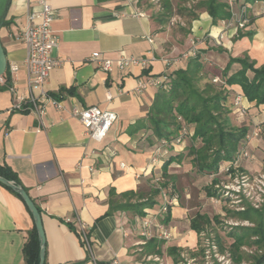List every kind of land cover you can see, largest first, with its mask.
I'll list each match as a JSON object with an SVG mask.
<instances>
[{
  "label": "crops",
  "instance_id": "0c3cea01",
  "mask_svg": "<svg viewBox=\"0 0 264 264\" xmlns=\"http://www.w3.org/2000/svg\"><path fill=\"white\" fill-rule=\"evenodd\" d=\"M39 1L12 0L6 25L0 31L7 70L19 66L16 92L9 91L5 81L0 82V167L15 174L41 210L46 264H156L162 257L173 264L166 254L168 248L196 252L199 236L190 226L202 213L192 216L195 208L183 204L172 208L171 221L165 226L172 238L163 240L160 257L143 254L147 240L141 236L140 226L144 218L128 211L111 213L113 192L120 195L157 189L159 179L163 180L164 163L170 155L184 152L187 143L185 140L171 151L159 143L151 146L144 130L129 133L149 114L158 90H140L138 85L185 69L192 53L216 73L217 82H222L230 58L248 56L256 68L264 66V2L251 5L245 0H228L233 15H239L247 5L253 19L242 29L253 36L237 38L234 21L214 24L206 12L192 22L190 34L184 36L170 26L162 31L152 19V11L140 7L138 0H46L58 13L52 31L59 37V47L52 56L60 64L51 71L45 90L59 98L62 108L58 110L49 102L41 121L33 113L14 110L16 96L29 95L24 67L28 50L19 33L29 13L40 10ZM121 52L137 59L148 57L150 64L144 69L114 68L105 73L92 61L95 53L116 60ZM238 69L235 64L231 72ZM232 90V115L241 116L237 126H247L248 135L258 126L262 129L260 138L248 141L250 158L240 162L242 173L256 178L264 172V105L250 103L238 86ZM33 93L39 96L37 90ZM238 96L242 103L236 107ZM93 106L117 116L102 142L90 139L72 115L75 107ZM189 133H193L191 129ZM192 169L186 161L173 163L168 174L177 179L180 171ZM160 197L158 205L148 212L158 211ZM33 228V218L23 201L0 185V264H25L23 247ZM183 255L188 261L195 260Z\"/></svg>",
  "mask_w": 264,
  "mask_h": 264
},
{
  "label": "trees",
  "instance_id": "16d2710c",
  "mask_svg": "<svg viewBox=\"0 0 264 264\" xmlns=\"http://www.w3.org/2000/svg\"><path fill=\"white\" fill-rule=\"evenodd\" d=\"M260 2L264 0H245V3L251 5ZM138 5L152 11V19L162 31L171 25L173 20H179L186 27L184 25L173 27L175 31L184 36L190 34L192 22L196 21L202 12L208 13L214 24L218 21L230 20L233 16L228 0H138ZM157 6L158 9H156ZM243 7L246 8V20L252 23L253 19L248 14L247 5ZM244 36L252 37L253 33L244 34L240 29L237 38ZM235 64L239 66V69L231 72ZM255 65V62L251 61L248 56L230 58L222 73V82H215L216 73L197 55L189 59L185 69L176 70L168 75V81L157 90L149 114L145 119L140 120L129 133L133 135L144 130L148 133L147 140L151 146L159 143L163 147L170 148L171 151L186 140L184 152L169 156L162 167L164 182L160 183L157 189H151L148 193L138 190L120 195L113 192L109 200L111 213L128 211L134 216L145 218L148 210H153L158 205L157 197L161 194V189H167L170 185L174 187L176 183V177L168 174L169 166L173 163L180 165L186 159L195 168L197 174L212 178L210 186L206 187L208 198L227 200L219 193V189H214V186L228 182L225 169L240 159L242 150L248 151L247 136L249 134L247 126L232 124L231 106L234 97L232 88L240 87L243 96L250 103L254 102L257 106L264 105V66L256 68ZM9 76L7 70L3 76L7 87L11 85ZM50 96L59 99L57 96ZM190 129L192 134L189 133ZM179 139L180 144L171 145ZM163 142H167L168 145L165 146ZM240 162L241 160L239 168ZM0 176L23 187L8 167H0ZM4 188L12 191L7 187ZM23 189L26 190L24 187ZM26 192L28 193L27 190ZM12 193L23 201L17 193L14 191ZM242 207L244 211H227L230 217L238 223L249 225L230 228L228 238L232 239V244L226 252L236 264L245 261L250 264H264V202L259 208H254L249 204H243ZM37 208L41 214L40 208ZM171 212L172 209L169 206L167 215L163 219L166 225L171 221ZM214 220L218 221V217ZM210 225H212V220L207 215L197 214L191 221L190 227L201 238ZM211 240L216 243L219 252L225 254L220 240L218 238ZM164 244L163 240L157 238L147 240L143 246V254L163 256ZM245 248L252 253H245L243 250ZM183 253L188 254L191 259L198 255L204 259L205 247L199 241L196 252L187 251L186 253V250L178 247H170L166 251L173 264L187 263ZM23 256L25 264H39L40 241L35 227L29 232L27 242L23 247Z\"/></svg>",
  "mask_w": 264,
  "mask_h": 264
},
{
  "label": "built area",
  "instance_id": "2783aa9c",
  "mask_svg": "<svg viewBox=\"0 0 264 264\" xmlns=\"http://www.w3.org/2000/svg\"><path fill=\"white\" fill-rule=\"evenodd\" d=\"M40 10L29 13L26 25L22 28L20 34L21 41L26 45L28 55L24 61V67L26 68L29 76V95L28 96H16L17 103L15 104L14 110L21 113H33L39 120L46 115L45 106L46 104L53 103L54 106L59 110L62 108V103L52 98L47 94L45 90L46 83L49 80L51 71L60 64L56 61L52 54L57 47H59V37L53 33L52 24L57 20L58 13L53 9L46 0H40ZM246 8L241 9L239 15H233L231 21H234L236 25V31L243 29L246 24L245 11ZM230 26V25H228ZM150 42H153L150 40ZM191 57H195L196 53H192ZM92 61L96 62L98 67L105 73H110L117 68L120 70H126L131 67L146 68L150 64V60L147 58L137 59L129 57L125 53L121 52L118 59L110 60L102 58L101 53H95L92 56ZM19 69L18 65H13L10 68V80L11 85L9 91L16 92L14 88L15 75ZM168 75H162L161 77L148 78L145 82H140L138 88L140 90L147 87L160 88L165 82L168 81ZM4 78H0V82H4ZM217 82V80H215ZM37 90L39 96H35L33 91ZM111 97H109L110 99ZM242 103V97L238 96L235 100L234 106L239 107ZM244 112V109H241ZM72 115L80 121L82 126L85 128L88 137L96 142H102L113 124L115 123L117 116L115 113L109 110H103L97 106L88 108H77L72 110ZM262 134L261 127H256L251 135L247 136V141L251 139L260 138ZM181 140H177L171 145H178ZM165 146L167 142H163ZM250 155L248 151L242 150L240 159H237L233 164L226 167L225 172L228 174V182H222L219 187L222 191L221 195L224 199H234L233 201L238 202L236 205L242 203V195H247L248 199L253 202L254 208H259L264 202V172L256 177L252 178L248 175H239V161L241 159H249ZM163 181L159 179V182ZM161 197L163 203L159 205L157 212H148L147 216L141 223V236L146 240L153 238L169 240L172 238V234L168 231L164 225L158 222V217H164L167 215L169 206L174 202L175 199H168L164 189H161ZM231 206V205H229ZM234 206V205H233ZM240 211H244L242 205L236 207ZM156 232V234H155ZM86 240V239H85ZM204 253V259L208 262L212 257H221L218 247L211 239L207 241ZM184 257V255H183ZM224 258V257H223ZM187 264H191L185 257ZM113 264H119L114 261Z\"/></svg>",
  "mask_w": 264,
  "mask_h": 264
},
{
  "label": "rangeland",
  "instance_id": "374dc122",
  "mask_svg": "<svg viewBox=\"0 0 264 264\" xmlns=\"http://www.w3.org/2000/svg\"><path fill=\"white\" fill-rule=\"evenodd\" d=\"M158 9V6L157 8ZM172 23L179 24V20H173ZM171 23V24H172ZM173 31L174 25H169ZM177 26V25H176ZM179 26V25H178ZM185 26V25H184ZM186 27V26H185ZM241 117V116H240ZM240 117H235L231 115L232 124L235 126L238 125V122L241 123L239 120ZM189 161L186 159V163ZM239 175L243 174L242 170L238 169ZM212 178L209 176H202L196 173L195 168L192 170H189L188 172H179L176 183L174 187L171 185L164 189V191L167 194L168 199H175L174 202L171 204V209L177 205V204H183L185 206H189L191 208H195V211L191 212V215L194 216L197 212H201L204 215H207L212 220V225L207 228V231L201 235V238H198L200 243H203V246L206 245L207 241H209L212 238H218L220 240L222 247L225 249V254H221V257H212L208 262L203 259L201 256H197L194 261L189 260L191 264H236L234 260L231 259V257L228 255L229 253L228 248L232 244V239L228 238V232L230 231L231 227L238 226V225H244L248 226V223H238L235 219L230 217V214L227 213V211L230 212H237L240 211L236 207L243 205V204H249L253 206V202L248 199L247 195H242V203L240 205H236L238 202L233 201L234 199H227L226 201H222L221 199H214V198H208L206 195V187L210 186ZM164 181L159 182L163 183ZM160 186V185H158ZM214 189H219V193L221 194L222 191L218 186H214ZM161 196V194H160ZM188 196V197H187ZM189 196L191 197L189 199ZM160 204L163 203L162 197H160ZM231 205V206H229ZM234 205V206H233ZM215 217H218V221L214 220ZM165 216L158 217V222L164 226L163 219ZM156 234V232H155ZM158 239V238H157ZM158 240H164V239H158ZM169 241V240H165ZM219 250V249H218ZM245 253L249 254L252 253L248 249H243ZM224 257V258H223ZM156 264H167L166 257H162L159 260H155ZM187 264V263H186ZM241 264H250V262L245 261Z\"/></svg>",
  "mask_w": 264,
  "mask_h": 264
},
{
  "label": "water",
  "instance_id": "95a60500",
  "mask_svg": "<svg viewBox=\"0 0 264 264\" xmlns=\"http://www.w3.org/2000/svg\"><path fill=\"white\" fill-rule=\"evenodd\" d=\"M12 4V0H0V31L4 26V23L7 18V14L9 8ZM1 39H0V78L3 77L7 71V57L4 51ZM0 185L12 189L15 193H17L23 200L24 204L28 208L33 221L34 227L36 229L39 241H40V256H39V264H45L46 258V238L45 232L43 231V221L42 215L40 214L36 204L31 199L30 195L23 189V187L16 185L14 182L8 181L5 178L0 176Z\"/></svg>",
  "mask_w": 264,
  "mask_h": 264
}]
</instances>
